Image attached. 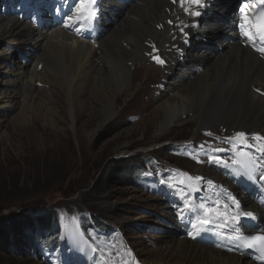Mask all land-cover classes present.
Returning a JSON list of instances; mask_svg holds the SVG:
<instances>
[{"label":"bare ground","instance_id":"obj_1","mask_svg":"<svg viewBox=\"0 0 264 264\" xmlns=\"http://www.w3.org/2000/svg\"><path fill=\"white\" fill-rule=\"evenodd\" d=\"M73 1L58 0L63 5L59 14L46 19L50 13L43 12L35 24L17 16L0 15V43L11 44L0 54V109L23 108L24 105L35 112L52 113L44 98L57 102L50 97L59 88L65 93L73 129L76 130L79 119L85 127L97 112H101L104 123L118 114L116 98L130 84L131 64L146 58V64L153 68L136 65L134 70L144 68L148 71L144 78L155 70L153 76L166 81V85L159 82L158 88L161 103L157 108L162 112L159 137H163L175 122L186 120L196 123L197 130L222 127L231 132L232 135L220 134L221 139H214L216 149H220L223 140H230L238 132L247 137H264V59L246 45L245 37L240 34L242 16L232 7L235 2L243 5L242 0H201L200 6L186 2L183 7L180 0L175 3L173 0H134L127 5L107 1V10L96 0L93 19L62 23L56 17H62L64 12L72 17L78 14L80 5L71 6ZM256 1L247 0V3L252 7ZM192 12L200 14L191 15ZM80 37H85L88 42ZM154 57L164 63L159 64ZM107 63L109 70L102 67ZM38 83L48 87L40 88ZM88 98L98 107L89 106ZM256 142L259 150L264 141ZM239 152L236 151L233 161ZM259 157L258 163L264 165V153L259 151ZM226 172V175L213 176L218 188L205 199L209 207L219 200L228 203L229 211L235 212L227 199L230 194L239 201L241 212H252L264 225V180L260 178L264 169H258L253 174L255 178H250L240 165L231 162L230 170L226 169ZM208 173L213 172L208 169L207 173L201 174L211 176ZM243 175L246 176L241 178ZM240 179L252 187L251 193L240 184ZM166 189L170 191L166 196L168 204L172 205V199L180 197L184 209L187 208L188 200L180 192L173 191L170 186ZM160 208L166 211L163 213L167 223L174 227L168 229L167 241L163 240L160 245L167 253V264H257L247 254L233 249L231 239L224 236L231 228L218 227L222 220L199 231L196 221L203 215L198 214L190 227L193 231L182 236L181 226L174 221L175 213L165 202ZM246 220L241 219L236 229H243ZM84 228L79 225L78 230H73L71 236L77 243L86 240ZM221 231L223 236L219 234ZM92 236L95 239L100 235L96 232ZM177 257L185 260L177 261ZM71 262L91 264L84 250H78Z\"/></svg>","mask_w":264,"mask_h":264},{"label":"rangeland","instance_id":"obj_2","mask_svg":"<svg viewBox=\"0 0 264 264\" xmlns=\"http://www.w3.org/2000/svg\"><path fill=\"white\" fill-rule=\"evenodd\" d=\"M0 15L12 18L4 2H0ZM7 45L11 44L0 43V54ZM157 53L164 56L161 51ZM146 61L131 64L130 84L121 91L123 97L120 93L116 98L118 114L104 123L101 112H97L85 127L79 119L73 129L65 93L59 88L50 97L57 100L55 103L41 96L52 113L35 112L27 105L0 109V221L11 226L9 232L0 230L1 241H5L1 244L5 264H52L41 253L34 254L35 245H55L61 234L71 236L79 225L85 226L84 236L89 243L99 237L111 241L109 237L115 235V244L138 264H152L154 260V264H167V253L160 245L167 241L168 229L174 227L167 223L166 211L160 208L162 194L150 187L155 186L154 177H158L154 171H187L202 177L204 185L205 178L210 177L201 173L210 169L213 173L208 174L218 177L220 165L200 163L209 156L198 150L184 155L178 149L232 133L222 127L197 130L196 123L186 120L175 122L159 137L162 112L157 108L161 103L158 88L159 82L166 85V81L155 78V70L148 78H144L148 76L144 68L134 70L136 65L153 68ZM108 64L102 67L109 70ZM37 86L48 87L42 83ZM94 103L88 98L89 106L98 107ZM122 150L127 153L119 154ZM152 172L153 177L149 175ZM103 173L107 175V185L104 193L98 194L93 185ZM46 211L54 215L49 231L44 234L40 230L38 235L30 232L28 218L44 216ZM179 231L183 236V229ZM96 232L100 236L94 239L92 233Z\"/></svg>","mask_w":264,"mask_h":264},{"label":"snow or ice","instance_id":"obj_3","mask_svg":"<svg viewBox=\"0 0 264 264\" xmlns=\"http://www.w3.org/2000/svg\"><path fill=\"white\" fill-rule=\"evenodd\" d=\"M173 2L175 3L176 0H173ZM186 2L190 5H201V0H180L181 6L183 7ZM95 4L96 0H79L80 7L77 10L78 14L75 17L70 16L68 19L73 22H79L84 19H93L95 17ZM242 4L243 7L240 8L242 16V23L239 24L240 34L245 37L247 42L251 43L253 48H256V50L261 54H264V10H261L264 9V0H259L258 4L253 3L252 8L254 11L251 13L246 11L249 7L247 0H242ZM185 11L187 12L189 9L185 8ZM190 14L199 15L200 13L192 12ZM257 44L261 46L257 47ZM154 59H156L158 63H164V61L160 60L159 57H154ZM254 139L258 142L264 141V137L259 135L255 136ZM230 142H233L234 149L236 148L237 143L245 147L250 146L248 145L247 136L243 132L236 133L234 137L230 138ZM214 151L220 152L224 151V149H215ZM259 151L264 153V144L260 145ZM212 159L214 162L227 163L226 161L220 160L219 157H213ZM233 164L240 165L250 178H255L253 174L258 169H264V165L259 164L256 157L243 150L238 153V158L233 161ZM260 178L264 180V175ZM196 179L199 180L201 178L197 177ZM183 182L184 181L181 180L179 183L182 184ZM173 184L175 185V182H173ZM227 199L231 202V207L236 209L235 212H230V205L228 203H222L219 200L213 201L212 207H208L203 203L199 205V208L204 210V215L198 217L196 221V225L199 226V231L206 230L209 225H214L220 220H223V223L218 224L219 228H231L235 231V228L241 219L254 218V214L252 212L240 211V204L236 197L229 194ZM186 207L191 208V205H186ZM221 208L223 211L220 210ZM196 225H194V227H196ZM219 234L223 236L224 232L221 231ZM231 238L237 241L241 248H255L261 253L262 257H264V234L254 235L247 238L241 236H234Z\"/></svg>","mask_w":264,"mask_h":264},{"label":"trees","instance_id":"obj_4","mask_svg":"<svg viewBox=\"0 0 264 264\" xmlns=\"http://www.w3.org/2000/svg\"><path fill=\"white\" fill-rule=\"evenodd\" d=\"M107 175L106 173H103L101 176H99L96 181L94 182L93 185V190L98 193H104L105 191V186L107 185ZM51 211H46V213L44 212V216L43 214L40 216H37L36 218H33V216L31 218H28L29 220H27V225L29 227V231L38 235L40 230L45 231V233H47V231H49V228L51 226V223L54 219V215H52L51 217ZM1 223V221H0ZM3 229H5L6 231L8 230V232L11 230V226H7L5 223H1L0 224V230L3 231ZM2 236H0V264H5V257H3L2 254V248H1V244H4L5 241L4 239L1 241ZM37 246V245H35ZM31 249V244H29L28 246Z\"/></svg>","mask_w":264,"mask_h":264}]
</instances>
